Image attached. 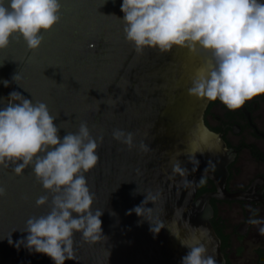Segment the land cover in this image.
Masks as SVG:
<instances>
[{"label": "water", "instance_id": "95a60500", "mask_svg": "<svg viewBox=\"0 0 264 264\" xmlns=\"http://www.w3.org/2000/svg\"><path fill=\"white\" fill-rule=\"evenodd\" d=\"M236 2L0 0V264H224L207 197L264 199L202 120Z\"/></svg>", "mask_w": 264, "mask_h": 264}, {"label": "flooded vegetation", "instance_id": "af4514ba", "mask_svg": "<svg viewBox=\"0 0 264 264\" xmlns=\"http://www.w3.org/2000/svg\"><path fill=\"white\" fill-rule=\"evenodd\" d=\"M224 18L241 41V51L256 53L252 64L226 48V72L215 90L226 96L210 98L202 113L204 125L234 150L223 180V189L234 192L247 188L258 175L264 178V0H237ZM211 191H216L214 181L202 177L194 199ZM207 203L224 264L264 261V199L209 196Z\"/></svg>", "mask_w": 264, "mask_h": 264}]
</instances>
